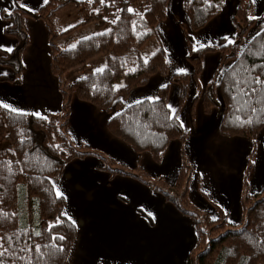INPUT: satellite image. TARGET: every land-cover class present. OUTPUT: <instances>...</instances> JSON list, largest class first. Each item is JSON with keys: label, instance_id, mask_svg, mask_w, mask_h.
I'll list each match as a JSON object with an SVG mask.
<instances>
[{"label": "trees", "instance_id": "16d2710c", "mask_svg": "<svg viewBox=\"0 0 264 264\" xmlns=\"http://www.w3.org/2000/svg\"><path fill=\"white\" fill-rule=\"evenodd\" d=\"M224 2L183 0L189 25L180 24L188 44L187 60L197 83L204 56L212 52L221 55L215 78L206 86H199L196 100L203 99L206 113L221 108V135L245 137L252 142L244 177L243 220L238 226L230 224L228 214L219 206V217L214 220L190 201L188 186L193 168L183 148L189 133L168 107V88L160 89L158 100L125 104L133 89L146 86L155 74L169 73L162 46L147 60L141 55L159 23L167 18L169 0H104L103 4L100 0H48L36 12L16 7L12 15L3 13L5 32L15 37L18 44L0 58V63L14 68L17 82L29 43L24 18L44 20L50 38V70L58 79L63 106L60 113L49 118L0 107V140L6 142L0 150V243L4 245L0 251L5 252L2 264H66L77 228L63 214L65 199L57 194L51 180L59 177L70 161L96 154L86 147L79 148L70 138L68 124L74 97L112 113L109 131L136 153L150 152L156 163L162 161L171 141L181 142L182 162L176 182L155 189L195 221L197 239L188 264H264V190L252 194L249 185L258 135L264 128V21L262 29L246 41L258 19L253 0H240L234 16L236 40L196 48L193 32L219 15ZM72 4L84 16L78 26L94 23L108 26V30L82 38L75 47L62 49L56 42L59 34L53 18ZM129 8L134 12L129 13ZM100 54L107 56L103 71L67 82L68 71ZM257 79L262 83L257 84ZM171 81L180 88L181 109L188 95V75L174 73ZM107 169L112 174H130ZM37 246L41 248L39 253L35 251Z\"/></svg>", "mask_w": 264, "mask_h": 264}, {"label": "crops", "instance_id": "0c3cea01", "mask_svg": "<svg viewBox=\"0 0 264 264\" xmlns=\"http://www.w3.org/2000/svg\"><path fill=\"white\" fill-rule=\"evenodd\" d=\"M21 2L28 5L26 10L36 12L48 0H0V17L6 13L5 8L13 12L16 8L13 4ZM239 2L225 0L221 13L204 28L193 32L196 48H202V44H226L224 37L232 42L236 40L234 16ZM253 3L257 25H261L256 27L262 28L264 0H253ZM53 23L55 25L54 20ZM180 23L189 25L183 0H169L167 18L159 23L153 37L159 39L160 47L165 50L169 73L155 74L146 86L133 89L125 104L153 101L159 98L160 89L168 88V105H172L189 133L183 148L193 168L188 186L190 201L214 220L219 217V206L228 214L230 224L238 226L243 220L244 177L252 142L245 137L221 135V108L206 113L203 99L196 100L199 86L204 87L215 78L221 55L212 52L204 56L203 71L197 83L187 60L188 44ZM6 25L3 17L0 18V46L14 51L18 41L6 34ZM24 25L29 43L23 53L22 73L17 82L14 68L0 63V73H7L0 75V101L17 109L18 113L49 118L62 111L63 98L58 79L50 70L48 29L43 19L29 16L24 18ZM258 28L248 34L246 41L260 30ZM95 31L97 29L92 33ZM3 47H0V58L8 54ZM106 62V54H100L79 66L80 71L73 72L75 68L68 71L65 78L67 82H74L103 69ZM174 73H185L189 78L187 99L181 109L180 88L171 81ZM111 117L112 113L90 103L76 97L72 100L70 138L79 148L86 147L96 154L70 161L61 175L51 180L57 194L65 199L63 214L77 228L66 264H188L189 253L197 239L195 221L155 189V186H170L176 182L182 162L181 142L171 141L162 161L156 163L150 152L136 153L109 131L107 125ZM107 167L130 174H112ZM249 185L252 194L264 190V128L258 135Z\"/></svg>", "mask_w": 264, "mask_h": 264}, {"label": "rangeland", "instance_id": "374dc122", "mask_svg": "<svg viewBox=\"0 0 264 264\" xmlns=\"http://www.w3.org/2000/svg\"><path fill=\"white\" fill-rule=\"evenodd\" d=\"M84 16L82 10L79 9L76 5L72 4L67 6L66 8L58 11L54 16L53 20L55 22V29L59 31V36L57 37V44L60 48L65 49L72 47L75 45L79 40L82 38H86L93 34H97L99 32H104L108 30V26H97L94 23L89 24L86 27L75 26L79 24L83 20ZM75 26V27H73ZM258 27L261 25H257ZM256 27V28H258ZM93 29H97L96 33H92ZM262 29V28H258ZM64 31V32H63ZM66 31V32H65ZM161 45L158 38H153L146 42V44L141 49L142 57L147 60L149 59L154 52L159 48ZM158 46V47H156ZM73 72L80 71L81 68H75ZM88 76V75H87ZM6 146V142L0 140V150L4 149ZM142 177L146 178V176L142 175Z\"/></svg>", "mask_w": 264, "mask_h": 264}, {"label": "snow or ice", "instance_id": "6c2138e0", "mask_svg": "<svg viewBox=\"0 0 264 264\" xmlns=\"http://www.w3.org/2000/svg\"><path fill=\"white\" fill-rule=\"evenodd\" d=\"M45 2H46V0H45ZM89 2H91V0H89ZM100 2L103 4V3H104V0H100ZM13 6H14V7H19V8H27V7H28V5H27L26 3H24V2H21V3H19L18 5H17V4H13ZM210 6H211V5H210ZM218 6H219V5H217V7H218ZM4 11H5L8 15H12V13H11V11H10L9 9L5 8ZM128 12H129V13H132V12H134V10L131 9V8H129V9H128ZM0 18H2V17H0ZM193 39H195V38H193ZM223 39L226 40V41H228V43H232V41H231V39H230L229 37H224ZM201 46L203 47V46H207V45L202 44ZM0 47H3V46H0ZM73 47H75V45H73ZM3 50L6 51V52H8V53H11V52L13 51L12 48H7V47H3ZM97 71H103V69H98ZM0 75H7V73H0ZM255 82H256L257 84L262 83V81H260L259 79H257ZM153 99L158 100L159 98H158V97H155V98H153ZM0 107H3V108H5V109H7L8 111H12V112H16V111H18L17 109L12 108L10 105H8L7 103H4L3 101H0ZM168 107H169V109L172 110L173 113H174V109L172 108V105H169ZM181 126H183V125H181ZM53 183H54V182H53ZM58 195H59V193H58ZM149 215H151V213H149ZM37 235L39 236L40 233H37ZM60 239H63V237H60ZM3 247H4V245H3L2 243H0V249H2ZM57 250H58V251H63L62 248H59V249H57ZM28 251H32V249H28ZM35 251H36L37 253H39V252L41 251V248L37 246L36 249H35ZM4 255H5V252H4V251H0V264H2V258H3Z\"/></svg>", "mask_w": 264, "mask_h": 264}]
</instances>
